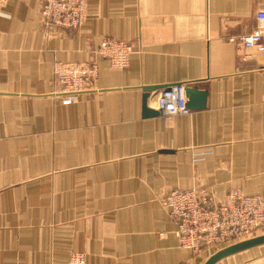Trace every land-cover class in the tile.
Listing matches in <instances>:
<instances>
[{
  "label": "crops",
  "instance_id": "crops-1",
  "mask_svg": "<svg viewBox=\"0 0 264 264\" xmlns=\"http://www.w3.org/2000/svg\"><path fill=\"white\" fill-rule=\"evenodd\" d=\"M42 4L0 0V264H204L218 250L181 248L163 200L264 197V61L240 43L264 0H88L76 31L45 27ZM105 38L133 46L128 69L97 58L94 91L63 105L55 62H89ZM178 84L206 108L157 110ZM261 249L217 264H264Z\"/></svg>",
  "mask_w": 264,
  "mask_h": 264
},
{
  "label": "built area",
  "instance_id": "built-area-1",
  "mask_svg": "<svg viewBox=\"0 0 264 264\" xmlns=\"http://www.w3.org/2000/svg\"><path fill=\"white\" fill-rule=\"evenodd\" d=\"M88 0H43L41 18L45 27L76 31L88 20ZM257 26L240 43L259 52L264 61V10L257 14ZM133 46L105 38L86 63L55 62L53 71L63 105L77 104L80 96L94 91L98 77V59L109 62L111 69L124 71L130 64ZM155 107L166 116L189 115L187 99L179 88L165 91L156 99ZM177 224L181 248L195 254L220 250L264 232V197L246 196L234 190L216 199L206 190H174L163 200ZM69 264H86V254L73 253Z\"/></svg>",
  "mask_w": 264,
  "mask_h": 264
},
{
  "label": "water",
  "instance_id": "water-1",
  "mask_svg": "<svg viewBox=\"0 0 264 264\" xmlns=\"http://www.w3.org/2000/svg\"><path fill=\"white\" fill-rule=\"evenodd\" d=\"M174 88L182 89L187 99V108L190 112L202 110L206 108L207 103V92L199 89L198 85L190 84H178ZM143 111L145 116H155L158 115V111H154L148 108V100L150 95L158 90L163 89L162 86H150L143 87ZM264 246V234L255 236L253 238L237 242L230 246L224 247L214 253L204 264H217L225 258L233 255L243 253L258 247Z\"/></svg>",
  "mask_w": 264,
  "mask_h": 264
},
{
  "label": "rangeland",
  "instance_id": "rangeland-1",
  "mask_svg": "<svg viewBox=\"0 0 264 264\" xmlns=\"http://www.w3.org/2000/svg\"><path fill=\"white\" fill-rule=\"evenodd\" d=\"M264 234V232L263 233H261L260 235H263ZM261 252H264V249H261ZM264 254V253H263Z\"/></svg>",
  "mask_w": 264,
  "mask_h": 264
}]
</instances>
